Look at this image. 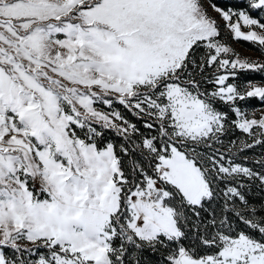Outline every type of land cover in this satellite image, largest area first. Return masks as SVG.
I'll use <instances>...</instances> for the list:
<instances>
[{"label":"snow or ice","instance_id":"obj_1","mask_svg":"<svg viewBox=\"0 0 264 264\" xmlns=\"http://www.w3.org/2000/svg\"><path fill=\"white\" fill-rule=\"evenodd\" d=\"M0 264H264V0H0Z\"/></svg>","mask_w":264,"mask_h":264}]
</instances>
